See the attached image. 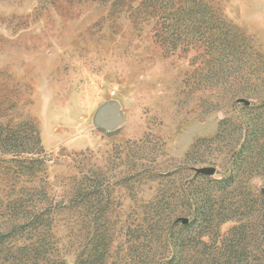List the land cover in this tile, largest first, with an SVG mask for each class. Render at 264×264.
<instances>
[{
  "label": "rangeland",
  "instance_id": "rangeland-1",
  "mask_svg": "<svg viewBox=\"0 0 264 264\" xmlns=\"http://www.w3.org/2000/svg\"><path fill=\"white\" fill-rule=\"evenodd\" d=\"M0 125V264H264V0H0Z\"/></svg>",
  "mask_w": 264,
  "mask_h": 264
},
{
  "label": "trees",
  "instance_id": "trees-1",
  "mask_svg": "<svg viewBox=\"0 0 264 264\" xmlns=\"http://www.w3.org/2000/svg\"><path fill=\"white\" fill-rule=\"evenodd\" d=\"M32 123H33L32 120H30L29 122L27 121V123L25 124L26 125L25 127L23 126L25 129V132L29 133L27 134L28 138H25V141H24V143L26 144L25 148H27V146L30 143H32L31 146L40 144V138L38 135V131L36 127L32 125ZM28 124L30 125V127H28ZM4 133H5L4 128L2 125H0V144H3V143L11 144L13 142L11 137H9L8 135H5ZM28 150H29V147H28Z\"/></svg>",
  "mask_w": 264,
  "mask_h": 264
}]
</instances>
